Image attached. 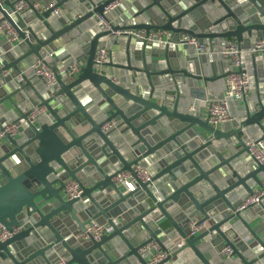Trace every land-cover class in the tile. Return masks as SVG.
I'll list each match as a JSON object with an SVG mask.
<instances>
[{
    "label": "water",
    "instance_id": "obj_1",
    "mask_svg": "<svg viewBox=\"0 0 264 264\" xmlns=\"http://www.w3.org/2000/svg\"><path fill=\"white\" fill-rule=\"evenodd\" d=\"M18 1L0 0V22L8 20L19 37L14 42L0 28V130L6 116L20 112L18 133L0 142V221L22 229L0 240V264H178L170 262L172 253L151 263L152 250L143 247L153 240L175 253L194 250L195 264H264V195L259 205L236 210L264 177V163L247 157L251 141L264 140V86L252 98L234 99L244 102L240 117L213 124L203 107L224 98L225 90L214 94L211 82L227 74L215 73L213 56L176 43L181 33L243 42L248 33L264 32V0H137V8L123 13L119 6L105 12L116 0H25L26 14L14 12ZM35 2L54 5L40 12ZM61 6L67 15H54ZM98 14L109 28L94 25ZM83 22L93 26L85 28L81 71L58 72L36 100L46 111L25 122L30 109L14 100L24 86L13 76L22 68L24 78L34 73L44 56L55 64L53 53ZM128 28L172 33L170 42L143 41L146 79L134 85L116 81L108 62L98 67L95 59L104 36ZM262 59L253 54L255 79ZM164 74L185 93L176 99L162 89ZM86 83L99 99L88 97ZM117 124L132 135L123 138ZM137 164L150 167V180L133 190L114 180L121 170L135 175ZM68 178L81 182L79 197L65 194ZM92 219L114 230L99 240L81 238ZM202 222L191 235L192 223ZM225 246L232 248L228 257H222Z\"/></svg>",
    "mask_w": 264,
    "mask_h": 264
},
{
    "label": "built area",
    "instance_id": "obj_2",
    "mask_svg": "<svg viewBox=\"0 0 264 264\" xmlns=\"http://www.w3.org/2000/svg\"><path fill=\"white\" fill-rule=\"evenodd\" d=\"M122 0H116L111 4L105 7V12L111 11L114 8L120 6ZM53 2H35V8L42 12L53 7ZM28 7V3L25 0H20L15 3V11H22ZM54 13L60 12V7L53 8ZM97 20L102 22L106 28L110 27V22L101 14L97 15ZM0 28L6 33V36L10 40L16 42L19 40L18 32L12 26V24L4 19L0 22ZM115 34H127L128 36L137 38L147 43H165L170 42L172 38V33L168 29L164 28H128V29H118L113 31ZM176 43H187L194 46L197 52L199 53H219L222 56L226 57L232 65V69L225 76V96L221 99L209 100L207 104L208 119L213 124H220L224 121L232 119L231 104L232 99H245L249 97L251 93V74L250 69L245 66L243 61V55L245 49L242 47L241 41L234 37L224 38L223 43L220 47H217L211 41H200L197 37L190 35L188 33H181L180 39ZM250 52H260L264 51V34L257 38L251 47L248 49ZM109 57V48L106 44L100 46L97 50L96 63L98 67H102ZM45 56L39 58L34 64V73L41 78L48 85L55 84L57 81L56 68L46 62ZM81 63L77 60H73L67 66L66 73L68 76H76L81 71ZM9 72V71H7ZM19 81L24 80L23 72L17 74ZM46 111V106L41 104H36L32 106L29 110L25 122H34L37 117ZM261 123L264 127V116L261 120ZM112 122L108 121L104 124V128H108ZM19 122L17 120L9 121L5 124L4 128L0 130V142L6 137V135H16L18 133ZM249 155L258 159L260 162L264 163V140H253L250 143ZM135 175L129 170H121L115 176L114 180L118 182H123L129 189H135L139 180L148 181L151 179V172L147 166L137 164L135 166ZM65 194L70 198L79 197L83 188L81 182L75 178H68L65 182ZM264 195V181L262 185L255 189L252 193L248 194L242 202L236 207V210H243L250 206L259 205L261 199ZM204 222L201 224L192 223L191 225V235L196 234L200 228H202ZM22 229V225L13 226L12 230H9L1 221H0V240H5L19 230ZM114 230V227L110 223H99L96 220L92 219L86 224V229L79 235L81 238H94L96 240L101 239L105 234L111 233ZM182 244V243H180ZM151 249L152 254L149 256L151 263L163 260L172 253L171 248L163 249L160 244L156 241H151L143 247V250ZM223 254L228 257L232 253V248L230 246H225L222 249ZM62 260L61 262H63Z\"/></svg>",
    "mask_w": 264,
    "mask_h": 264
},
{
    "label": "crops",
    "instance_id": "obj_3",
    "mask_svg": "<svg viewBox=\"0 0 264 264\" xmlns=\"http://www.w3.org/2000/svg\"><path fill=\"white\" fill-rule=\"evenodd\" d=\"M122 9V13L126 12L127 10H131L138 7L137 0H122L120 6ZM66 8V9H65ZM60 7L59 13H54V15H57L59 17H62L64 15H67L64 10H67V7ZM29 7H26L24 10L21 11L22 14L28 13ZM121 13L116 14L113 18L110 19V22H117L119 19ZM97 18V15H96ZM100 26L102 29L106 28V26L97 20L96 24ZM92 27L93 24L91 22H83L80 24V31L74 32L72 37L61 43L60 46V52L53 54L55 55L56 63L52 64L56 70L60 73H65L67 70V66L72 62L73 60H77L81 63V58L84 57V46L86 44V39L84 38V34L86 33L85 28L86 27ZM264 32H259L258 34H246L245 41L241 42L242 46L245 49L244 55H243V61L245 66H247L250 69L251 74V93L247 99L254 97L256 94V91L258 88H262L264 86V59H262V62L258 64V68L260 69L258 72V78L255 79L253 75V54H259L260 56L264 55V51L260 52H250L248 49L251 47V45L254 43V41L259 38L261 35H263ZM1 38V36H0ZM224 38L219 39H206L205 41H211L213 42L217 47H220L223 43ZM103 44H106L109 48V57H108V64L106 65V69L110 70L113 75L114 79L116 81H121L123 79L128 85H134L137 81H143L146 79V74L142 70L144 66L142 65L143 61V41L139 40L137 38L128 36L127 34H115L111 35L110 37L104 36L102 38ZM191 48L196 51L194 46H191ZM77 53L80 57L77 56ZM208 55L213 56L210 61H212L213 70L215 73H221L225 72L228 74L230 70L232 69L231 62L224 56H222L219 53H208ZM161 57H152L153 60L159 59ZM24 69L19 72H23ZM19 86L23 85L24 87L21 88V91L23 93V96H15L14 100L20 108L23 109V111H28L32 106L37 104V98L38 95L43 92H47L50 85H48L43 78L36 75L35 73L28 74L24 80L19 81L17 78V75H14L12 78ZM30 82L27 84V82ZM87 86V94L88 97L91 98L96 97L99 99L101 96L100 92L93 86H90L89 83L85 84ZM159 86L162 87V89H169L171 90V94L174 98H178L179 95H182L185 93L182 88H175L174 83L171 79V74L163 75ZM211 89L214 94H219L222 92V90H225V77L219 78L217 80H214L211 82ZM209 101V100H208ZM208 101L205 102V105L203 107V111L205 114H208L207 111V104ZM5 104L8 108H14L13 102L10 100H6ZM231 104V112H232V118L240 117L242 113L241 105L244 104L243 101L237 102L234 99L230 101ZM18 110H16L17 112ZM20 116V112L18 111L16 115L13 117L6 116L4 119V123L6 124L9 121L13 120H20L18 118ZM115 129H117L119 132H121V135L123 138H126L127 135H132V133L128 130L125 126H118L115 125ZM126 129L125 134H123V130ZM255 133V131L253 132ZM247 157H251L249 153L247 154ZM149 165L151 163H148ZM148 165V166H149ZM150 168V167H149ZM264 181V177H262V182ZM260 187V185L255 184L253 186V189H257ZM248 193L246 194V196ZM244 196V197H246ZM254 223V222H253ZM256 224V221H255ZM222 252V251H221ZM223 253V252H222ZM222 257H226L224 254ZM200 260L198 255L195 253L194 250L190 248L184 249L182 252L175 253L172 252V259L171 263L178 262V264H195Z\"/></svg>",
    "mask_w": 264,
    "mask_h": 264
}]
</instances>
